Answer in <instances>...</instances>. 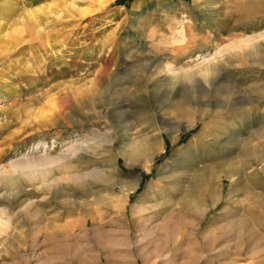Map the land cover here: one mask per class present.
Segmentation results:
<instances>
[{
    "label": "rangeland",
    "instance_id": "rangeland-1",
    "mask_svg": "<svg viewBox=\"0 0 264 264\" xmlns=\"http://www.w3.org/2000/svg\"><path fill=\"white\" fill-rule=\"evenodd\" d=\"M252 3L0 0V167L83 142L71 171L89 175L0 183V264H264L261 246L220 255L242 242L230 214L264 199V40L227 49L264 31V0L236 10Z\"/></svg>",
    "mask_w": 264,
    "mask_h": 264
},
{
    "label": "bare ground",
    "instance_id": "bare-ground-1",
    "mask_svg": "<svg viewBox=\"0 0 264 264\" xmlns=\"http://www.w3.org/2000/svg\"><path fill=\"white\" fill-rule=\"evenodd\" d=\"M252 1L253 3L247 6L239 5L236 8V10L245 12L249 19L251 18L255 19L254 15L258 13L259 11L257 10L259 8L258 5L261 3H260V0H252ZM251 21L253 20L251 19ZM260 40H264V31L259 33L257 36H251L246 39L234 40L228 46L227 49L228 51H240L244 49L245 47H248L252 43L258 42ZM221 54H222V50L218 49L215 51L214 54L209 53L208 55L200 57L199 62L196 63V65L192 68L191 72L195 70L197 74L201 76H206V77L209 74L211 75L215 71L213 67L216 63V60L219 56H222ZM82 143L77 144L76 142H74L70 144V146H67L57 156H53L51 153L48 152L47 148L45 147L40 148L38 146L36 148H33L27 154H23L20 160L13 161V162L11 161V163H9L8 165L0 167V183H6V182L14 183L17 180L22 179V180H27L28 182L32 184L36 182H40L42 187H45V188L46 187L47 188H57L59 187L60 184L64 182L82 184L84 183L85 179L89 176L88 172L86 173L79 172V173L74 174L71 171L74 161L79 157L80 152L84 148ZM138 147L139 146L137 144L132 146V150L130 151L132 155L133 154L139 155V156L142 155ZM88 151H90V149ZM158 153L159 152L156 151L152 154L150 153V154H147L146 156L144 155L145 158L147 159L146 164L147 163L150 164V162L153 159H155L154 157ZM252 156L254 158L257 157L256 154ZM131 157L135 158L136 156H131ZM53 171H59L61 173V176L59 178H51ZM258 201L260 202L254 207V209H251L250 207L248 208V206H246L245 208H248V209L244 211L243 215H237L235 213H233L232 215L230 214L229 217L233 218V221L229 223L227 226L229 227L227 229H229L228 231L231 234L230 239L238 238V240H240L239 238H241L242 242H241L240 247L239 248L237 247L236 251H234L232 248H229V250H226L225 253L224 252L220 253V255L226 256L229 253L233 256H240V255L248 256L250 255L253 249V246L256 245L258 247L261 246L262 249L264 248L263 247L264 246V235L261 233H258L257 230L254 231L251 228L253 225V221L255 220L259 221L260 218L264 219V199L262 195L258 196ZM32 205L33 203L29 202V206H32ZM4 213H5L4 210L0 211V232L7 230V227L10 221L9 219L8 221L3 220L2 216L4 215ZM66 235H69V234L66 233ZM73 236L74 235L71 236V239ZM75 238L73 237L74 240ZM230 239H226L221 232L214 234L210 239L207 238L206 235L204 236V241L206 242L212 241V243L216 246H221V243H225L227 241L229 242ZM186 255L190 258V260L192 258L197 257V253L193 250L192 251L190 250V252L186 253Z\"/></svg>",
    "mask_w": 264,
    "mask_h": 264
}]
</instances>
